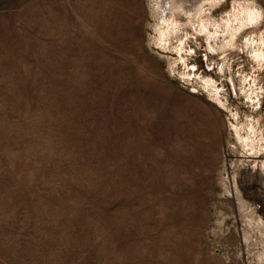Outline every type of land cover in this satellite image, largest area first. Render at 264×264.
Listing matches in <instances>:
<instances>
[{"label": "rangeland", "instance_id": "rangeland-1", "mask_svg": "<svg viewBox=\"0 0 264 264\" xmlns=\"http://www.w3.org/2000/svg\"><path fill=\"white\" fill-rule=\"evenodd\" d=\"M166 1L0 0V264H264V0Z\"/></svg>", "mask_w": 264, "mask_h": 264}, {"label": "bare ground", "instance_id": "bare-ground-1", "mask_svg": "<svg viewBox=\"0 0 264 264\" xmlns=\"http://www.w3.org/2000/svg\"><path fill=\"white\" fill-rule=\"evenodd\" d=\"M203 1L204 2L202 3V1H200V0H194L193 4H192L193 7H192V5L189 6V7L193 8V9L190 8L191 10L186 9L187 3H188L187 0H182L179 3H170L171 1L168 0V2L167 1L166 2L169 3V6L168 5H165V6L161 5V13H159L160 17L158 19V26H157L159 28L158 30L159 31L161 30L162 38L160 39V41L166 43L167 41L170 40L169 37L171 35L175 34L176 35L175 38L177 39V41L181 42L179 50L180 51L182 50L184 42L182 41L183 39H181V37H178V33H177V32H179V23H180L178 19L180 18L181 15L187 16L186 19L189 20L191 27L197 33H199L200 35L201 34L205 35L208 40L215 38L217 32L209 29L208 28L209 27L208 22L207 21L205 22L204 20H202V18L204 17V16H202V14H203L202 7L205 4V2H207V1L211 2L212 0H203ZM159 3H162V2H159ZM167 3L164 2V4H167ZM188 4H190V3H188ZM158 7H160V6H158ZM246 12H248L246 14V18L245 19L242 18L239 22L237 21L238 23L235 25L232 23V20H230V19H229L230 21L226 20L225 25H226V32L228 35V40L224 43L223 47H226L227 45L232 44L233 40L236 38V35L238 34V32H240L242 30V28H244L246 25L252 24L253 22L258 20L257 12H254V11H246ZM159 14H158V16H159ZM258 51H260V52L257 55L256 59L257 60L258 59L263 60L264 59V52H263L264 50H262V48H258ZM250 130H251L250 131L251 134L255 135L254 128L250 127ZM250 135H248V139L251 138ZM251 141H252V144L254 147H256V145L260 146L259 142H256L253 140H251Z\"/></svg>", "mask_w": 264, "mask_h": 264}]
</instances>
